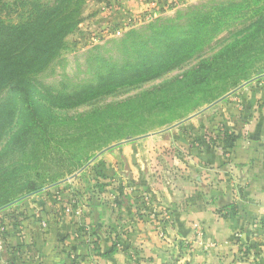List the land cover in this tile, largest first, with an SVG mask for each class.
Segmentation results:
<instances>
[{
    "label": "crops",
    "instance_id": "crops-1",
    "mask_svg": "<svg viewBox=\"0 0 264 264\" xmlns=\"http://www.w3.org/2000/svg\"><path fill=\"white\" fill-rule=\"evenodd\" d=\"M219 106L103 154L86 172L101 165L107 185L79 214L50 192L29 200L25 264H130L133 252L139 264H264V77ZM220 129L239 137L233 150Z\"/></svg>",
    "mask_w": 264,
    "mask_h": 264
},
{
    "label": "rangeland",
    "instance_id": "rangeland-1",
    "mask_svg": "<svg viewBox=\"0 0 264 264\" xmlns=\"http://www.w3.org/2000/svg\"><path fill=\"white\" fill-rule=\"evenodd\" d=\"M80 2L78 17L81 22L71 34L62 38L56 52L54 51L46 59L47 63L42 70L32 75L35 83L32 91L35 103L21 105L19 97L14 103L8 100L11 96L0 91V113L6 107L12 108L10 119L0 126V198L7 194H15L12 203L3 210L0 209L1 250H5L7 245L16 244L14 235L7 236L3 228L5 224L16 222L12 218L13 215L22 214L21 220L30 221L29 209L27 210L30 208L29 200L44 198L46 192H50L48 196L53 201L57 197L58 190H68L65 185L69 182H78L82 187L69 188L64 198L70 202L80 200L79 196H73L74 192L81 188L86 194V188L90 186L89 178L93 182L97 180L98 172L103 173L99 164L96 165L99 168L96 173L86 171L110 149L148 134L178 127V124H189L193 118L198 117L208 108L205 113L206 118L217 114L221 109L219 106L221 101L231 98L243 86L264 77V0H80ZM36 4L39 9V6L44 5L54 7L55 0H0V9H2L0 16L6 23L18 25L35 18ZM198 21H203V34L197 36V42L201 41V44L186 55L184 62L161 70V75H164L162 78L133 86L129 90L118 89L116 95L106 97L92 105L78 108L67 106L69 110L62 111L63 117L122 102L164 81L181 77L202 63L212 74L216 73L220 76V80L214 83L212 88L217 85L219 89L223 88L228 83H223V80L232 76L240 78L236 87H228L226 92L220 93L221 97L218 100L210 105H201L189 112L183 120H173V117L163 115L148 119L144 124L140 123L133 129L129 126L125 127L127 134L134 131L143 134L127 136L126 139L95 152L89 162L73 175L65 176L55 183L56 187L62 186V188H55L46 179L49 180L62 170L60 167L68 162L65 159V162H44L39 170H26L27 174H22L27 164L23 162L26 158L18 153H10L7 146L11 137L22 131L30 114L40 118L47 117L53 113V108H56L52 100H64L70 94L80 91L84 84L97 83L98 76L106 74L109 70H112L114 75V72L117 73L126 65L140 64L145 67L153 65V62L165 53L166 36L174 41L193 39L195 35L189 32L188 26ZM43 38L44 36L35 28L25 37L23 43H37ZM134 41L143 42L144 45H135ZM226 71L229 72L221 74ZM163 118L170 120L168 125L160 124ZM182 130L183 128L180 129ZM60 135L62 137L58 138V141L64 138L63 132ZM56 147L57 144H52V149L45 152L56 157ZM61 150L63 152V149ZM75 150L74 154H79V148ZM69 152L72 154L73 149ZM5 172L9 174L7 177L2 176ZM30 182L46 185L39 193H29L26 186ZM93 192L96 195L101 193L97 188ZM23 197L26 198L20 201ZM82 200L84 207L86 199Z\"/></svg>",
    "mask_w": 264,
    "mask_h": 264
},
{
    "label": "trees",
    "instance_id": "trees-1",
    "mask_svg": "<svg viewBox=\"0 0 264 264\" xmlns=\"http://www.w3.org/2000/svg\"><path fill=\"white\" fill-rule=\"evenodd\" d=\"M79 4H81L80 0H55L54 7L44 5L39 6L40 9L37 8L38 5L36 4L35 18L18 25L6 23L0 16V91L11 96L8 100L16 103L17 97H19L21 105H33L35 103L32 94L35 83L32 75L42 70L47 63L46 59L54 51L56 52L62 38L71 34L81 22L78 17ZM202 22L189 24V32L195 35L193 39L174 41L171 37L166 36L165 53L154 61L153 65L146 67L140 64L126 65L120 68L117 73L114 72V75L112 70H107L106 74L98 76L97 83L84 84L80 91L70 94L64 100H52L56 108H53V113L47 117L40 118L30 114L22 131L14 134L7 146L10 153H18L26 158L23 162L27 164L22 174H27L26 170H39L44 162L54 161L57 163L66 160L68 161L67 164L60 167L62 170L59 173L54 174L49 180L46 179L49 184L59 188L56 187L57 184L55 183L65 176L73 175L85 163L89 162L95 152L103 150L115 142L122 141L127 136L140 133V131H134L127 134L125 127L129 126L133 129L134 126L140 123L144 124L148 119L163 115L173 117V120H183L189 112L196 110L201 105H210L218 100L221 97L220 93L226 92L228 87H236L240 78L232 76L223 80V83L228 82L223 88L219 89L218 85L212 88L214 83L220 80V76L216 73L212 74L202 63L181 77L164 81L158 86L122 102L95 107L87 112L63 117L62 111L69 110L67 106L78 108L92 105L106 97L116 95L118 89L129 90L133 86L162 78L164 75H161V70L172 68L184 62L186 55L201 44V41L197 42V36L203 34ZM35 28L44 38L37 43H23L25 37ZM135 45H144V43L137 41ZM229 71L221 74H226ZM11 110L12 108L6 107L1 111L0 126L10 119ZM169 122L168 118H163L160 124L168 125ZM184 130L189 131V129ZM215 131L222 134L220 140L224 145V150L235 148L239 140L238 136L233 133L230 134L228 131H221V129ZM62 132L64 138L62 141H58L57 139L62 137L60 135ZM52 144H57L56 157L45 152L52 149ZM78 148L79 154H74L75 149ZM70 149H73L72 154L69 152ZM8 175L7 172L2 174L3 177ZM103 178L105 175L98 172L94 187L100 192H103L107 185L100 182ZM42 181L44 180L42 179ZM45 185V183L36 185L30 182L26 189L29 193H39ZM90 190L91 187L88 186L85 194L80 188L74 192L73 196H79L78 199H86V201L100 197V194H94L93 191L96 189ZM58 197H61V203H65L63 208L70 204V201L64 198L62 191H57L55 200ZM25 198L23 197L20 201ZM14 199L15 194L2 196L0 209L3 210L9 206ZM58 211L63 212L62 207ZM58 211L55 213V218L58 216ZM22 216V214L13 215L12 218L16 222L3 224L7 236L14 235L16 240L14 246L7 245V254H2L6 257L8 264H25L23 261L24 254L33 245L28 242L25 222L31 225L34 219L29 216L30 221L26 219L23 221L21 220Z\"/></svg>",
    "mask_w": 264,
    "mask_h": 264
},
{
    "label": "built area",
    "instance_id": "built-area-1",
    "mask_svg": "<svg viewBox=\"0 0 264 264\" xmlns=\"http://www.w3.org/2000/svg\"><path fill=\"white\" fill-rule=\"evenodd\" d=\"M65 211L68 214H71L74 212H77L79 214L82 211V209L77 200H72L70 204L66 207ZM43 226L46 227V224L44 223ZM197 231H198V234H201L199 233V227H197ZM241 248L242 250H244L245 247L241 246ZM130 264H139L138 256L134 252L130 254Z\"/></svg>",
    "mask_w": 264,
    "mask_h": 264
}]
</instances>
